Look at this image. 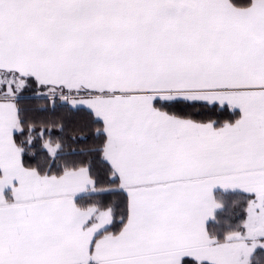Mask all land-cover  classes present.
<instances>
[{
    "label": "snow or ice",
    "instance_id": "snow-or-ice-1",
    "mask_svg": "<svg viewBox=\"0 0 264 264\" xmlns=\"http://www.w3.org/2000/svg\"><path fill=\"white\" fill-rule=\"evenodd\" d=\"M29 85L102 125L118 218L77 203L105 191L91 162H61L43 132L33 151L13 102ZM0 98V264H252L264 249V0H0ZM218 190L247 194L223 233Z\"/></svg>",
    "mask_w": 264,
    "mask_h": 264
},
{
    "label": "trees",
    "instance_id": "trees-1",
    "mask_svg": "<svg viewBox=\"0 0 264 264\" xmlns=\"http://www.w3.org/2000/svg\"><path fill=\"white\" fill-rule=\"evenodd\" d=\"M51 99L54 100L52 107L50 105ZM14 103L20 110V118L24 121L25 127L33 126L36 145L33 149L34 152L40 153L42 151L41 132H43V139L51 140L53 143H61V162L63 160L91 162L92 175L97 180V188L105 191L81 195L77 203L84 207L93 203L113 205L118 218L126 205L127 197L120 191H107V189L115 188L116 185L109 183L107 165L99 152L95 151L102 142L96 136V130L102 125L93 122V118L88 115L87 109L72 108L58 95L52 98L34 85L22 89L17 94ZM173 110L177 114L191 115L193 119L201 121L210 119L224 121L236 118L229 110L221 109L218 105L211 109L199 105L196 107L177 105ZM17 138L22 139L23 137L18 133ZM36 159H41V156L37 155ZM211 225L213 227L214 223ZM213 230H216V224Z\"/></svg>",
    "mask_w": 264,
    "mask_h": 264
},
{
    "label": "crops",
    "instance_id": "crops-1",
    "mask_svg": "<svg viewBox=\"0 0 264 264\" xmlns=\"http://www.w3.org/2000/svg\"><path fill=\"white\" fill-rule=\"evenodd\" d=\"M47 93V90L44 91ZM2 99V98H0ZM14 102V101H13ZM90 193V192H89ZM89 193H84V194H89ZM82 194V195H84ZM216 199L218 202H221L223 205H233L235 208L238 206L240 208V211L243 212L246 206V197L247 194L236 191V192H224L223 190H218L215 193ZM218 212V210L216 211ZM236 214V211H235ZM236 216V215H234ZM243 217L244 215L241 214ZM237 220V219H236ZM234 221L231 219L230 216H227L226 214H222L220 216V219H218V223H214L213 227L216 224V230L220 231L221 233L227 231L229 228H232V223H236L237 221ZM234 225V224H233ZM212 229V225L210 226ZM264 242V241H261ZM257 252L260 253L264 257V249L257 247Z\"/></svg>",
    "mask_w": 264,
    "mask_h": 264
},
{
    "label": "rangeland",
    "instance_id": "rangeland-1",
    "mask_svg": "<svg viewBox=\"0 0 264 264\" xmlns=\"http://www.w3.org/2000/svg\"><path fill=\"white\" fill-rule=\"evenodd\" d=\"M39 90L42 92L46 91V89H41V88H39ZM235 211H236V214H235ZM222 214H226L227 216H230L231 219L234 221L237 219L236 223H232V226H231L232 228H235L237 225L242 224L243 220L246 217L245 209L243 210V212H241L238 206L235 208L231 204L223 205V208L218 209V212H216L217 220L220 219V216H222ZM241 214H243L244 216L242 217ZM251 260H252V264H264V257L260 253L257 252V248L254 250Z\"/></svg>",
    "mask_w": 264,
    "mask_h": 264
},
{
    "label": "water",
    "instance_id": "water-1",
    "mask_svg": "<svg viewBox=\"0 0 264 264\" xmlns=\"http://www.w3.org/2000/svg\"><path fill=\"white\" fill-rule=\"evenodd\" d=\"M53 101H54L53 99L50 100L51 107L53 106Z\"/></svg>",
    "mask_w": 264,
    "mask_h": 264
}]
</instances>
